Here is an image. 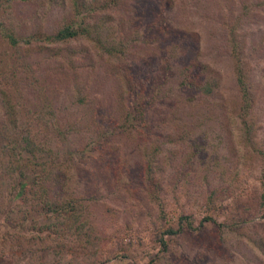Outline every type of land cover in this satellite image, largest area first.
Masks as SVG:
<instances>
[{"label":"rangeland","instance_id":"1","mask_svg":"<svg viewBox=\"0 0 264 264\" xmlns=\"http://www.w3.org/2000/svg\"><path fill=\"white\" fill-rule=\"evenodd\" d=\"M171 1L166 10L158 0H116L95 12L108 11L109 30L119 29L127 52L117 60L84 36L30 57L0 39V66L20 89L12 90L18 116L45 128L39 135L50 158L71 173L66 191L85 204L74 222L48 217L27 185L16 194L0 153V264H264V0ZM71 17L69 0H0V21L17 35L52 32ZM73 48L68 63L64 53ZM236 56L249 91L245 106ZM21 61L28 73H44L45 100ZM118 61L126 66L119 70ZM189 62L200 65L191 73L216 81L210 95L180 84ZM130 75L146 102V126L112 129L123 119L118 107ZM77 93L86 101H75ZM94 105L88 130L81 120ZM4 118L0 97V128ZM78 120L80 131H66ZM97 125L101 136H94ZM146 152L150 182L142 173ZM179 215L190 226L161 234Z\"/></svg>","mask_w":264,"mask_h":264},{"label":"trees","instance_id":"2","mask_svg":"<svg viewBox=\"0 0 264 264\" xmlns=\"http://www.w3.org/2000/svg\"><path fill=\"white\" fill-rule=\"evenodd\" d=\"M10 1L12 0H9V2ZM69 1L73 17H71L72 19L69 21L64 22L56 30L52 32L38 31L29 34L17 35L11 30V28L6 27L0 21V39L4 41V44L7 47L12 48L13 51L22 52L25 50L26 53H24L28 57L36 51L38 52L40 50L51 49L53 47L50 45L51 43H59L69 38H75L78 36H84L89 40H92L95 44L94 48L99 51V54H105V56L109 59L117 60L121 54L127 52L122 40L117 37L116 32L119 29L109 30L108 25H106L107 22L111 20L112 15L106 11L99 13V16H95V12H97V10L107 9L111 5H114L116 0ZM158 2L160 6L166 10L171 7L172 3L171 0H158ZM156 16H159L158 12H156ZM157 19L159 18L157 17ZM120 24L121 27L124 28L125 24H122V22ZM154 24H156V22H154ZM156 25H158V23ZM103 28L105 33L102 34ZM134 36V30H132L130 39ZM140 38H142V34L138 33V36L135 37V41ZM232 41L235 46L234 40ZM235 48L236 47H232V53L234 56L237 55V52L234 51ZM56 52L57 51L55 50L54 53ZM76 52H78V49L73 48L64 53V55H69V57H67L68 63H70V57L75 55ZM21 55H23V53H20V56ZM15 57L18 58L19 56L15 55ZM21 62L27 66V76L28 78H32L31 82L36 83L35 87L39 90L38 92L40 94L34 87H31V90L34 93L39 94L42 99L45 100V95L41 93V80L43 78L41 75L44 73L39 72L34 74L31 71L28 73V70H30L29 64H25L24 61ZM116 65L119 70L120 66H126L120 61H118ZM194 65L199 69L200 65L196 62H189L183 68L180 74V84L191 87L202 94L210 95V93L216 89V81L208 77L199 78L198 74L191 73L188 69ZM122 70L123 72H126L124 68H122ZM8 74L9 70L7 71L6 69L4 71V69L0 66V97L5 115L3 122L7 123L2 124V128H0V153L6 155L8 158V165L3 168L11 177V187L16 190V194L23 196L22 194L24 193L25 186L27 185L26 192H29L32 196H34V205H41L42 210L46 211L45 213L49 212V214H47L48 217L52 216L57 218L61 215V217L69 219L68 221L74 222L80 213V211H78L80 209L79 205L85 204L81 202L82 199L79 196L73 195V191H66L67 186L69 185L68 180L71 178V173L69 169H66L59 164L56 159L52 157L50 158L51 146H45L43 142L45 139L41 140L39 135L40 132L46 133L45 128L42 125L35 126L37 123H32L30 118L31 115H26V119L18 116V113L20 112V100L12 94V90L18 94L20 93V89L16 83H13L14 86L7 83L6 78ZM127 77L129 80L128 83L125 84L126 95L121 96L122 98L120 97L122 101L118 107V110L122 111L120 114H123V119L118 123H114V125H112V129L118 130L120 127L124 128L123 126H132L133 128L141 130L138 127H135V125L140 127L146 126L144 117V105L146 102L144 99H141V94L138 93V89L135 85L136 81H134L135 78H132L131 75L130 77ZM235 81L243 98L242 104L245 106L249 103V91L243 80L242 67L238 56L235 57ZM137 83L139 82L137 81ZM140 91H142V88H140ZM195 95L196 94L194 93L192 96ZM74 100L82 103L86 101V97H84L83 93H77ZM43 105L46 106L47 104L43 103ZM26 109L30 110V112L34 115H37L39 112L38 110L31 109L29 107H26ZM91 110L92 112L81 120L88 130L91 129L88 124L93 123L95 120L94 112H97L96 106H92ZM79 122L80 120L70 124L66 131L79 130V128L82 127ZM99 129L97 125L94 129V136L103 135L101 133L102 129ZM47 137L49 136H45V138ZM96 140L97 139L94 137L91 142H95ZM142 170L143 177L150 182L152 180L151 158L148 156V152H146L142 161ZM25 197L26 196L23 198ZM260 199L261 203L264 204V191L260 193ZM262 215L264 216V211ZM183 218L185 217L183 216ZM206 218L211 219L209 216ZM60 222L61 221H59V223ZM54 225L55 223L53 222V224L46 226L47 228L52 229ZM184 226H190V222L187 221V219L182 222V216L179 215L174 224H167L163 227V229H161L160 233L169 235L174 234L180 231ZM55 228L56 227H54V229ZM158 240L161 244H164L162 236H159Z\"/></svg>","mask_w":264,"mask_h":264}]
</instances>
